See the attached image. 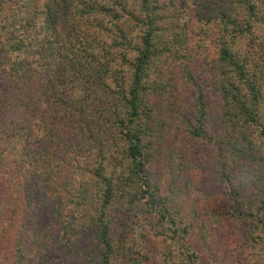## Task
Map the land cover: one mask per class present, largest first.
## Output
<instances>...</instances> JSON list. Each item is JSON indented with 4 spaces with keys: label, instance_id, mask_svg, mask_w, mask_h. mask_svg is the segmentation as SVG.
Wrapping results in <instances>:
<instances>
[{
    "label": "trees",
    "instance_id": "16d2710c",
    "mask_svg": "<svg viewBox=\"0 0 264 264\" xmlns=\"http://www.w3.org/2000/svg\"><path fill=\"white\" fill-rule=\"evenodd\" d=\"M258 21L264 0H0V264H146L149 238L194 232L181 204L207 148L231 191L221 216L263 248Z\"/></svg>",
    "mask_w": 264,
    "mask_h": 264
},
{
    "label": "rangeland",
    "instance_id": "374dc122",
    "mask_svg": "<svg viewBox=\"0 0 264 264\" xmlns=\"http://www.w3.org/2000/svg\"><path fill=\"white\" fill-rule=\"evenodd\" d=\"M188 27L194 28L195 26L192 22L191 24L188 23ZM255 33L257 35L264 34L263 21L256 22ZM209 53L205 55H209ZM188 114L190 115L191 112L188 111ZM257 151L260 154L259 156L263 155L264 146H258ZM204 154L203 160L208 170L204 169L191 174L192 177L189 178L193 181V191L190 192L189 200L184 202V204L182 202L185 197L183 196L180 199L182 203V219L185 221V224L193 226L194 232H190L186 239L183 238L182 240H177L178 242L176 243H172L170 246L168 245L170 249L161 237L154 238L150 236L151 238L145 242L146 252L149 255V261L146 264H163L162 255L171 250L174 253V259L184 264L185 262L182 260H185V255H183L182 259L179 258V253L184 250L182 248L184 245L198 255L199 264H211L218 260L219 264H234L237 261V256L230 254L232 246L240 250L241 263L239 264H264V247L255 249L250 247L251 243L248 240L249 233L244 221L241 219L229 220L221 216L222 214L220 213H226L229 205L232 203L231 191H229L225 181L220 180L218 175L214 174V171L217 170L215 150L207 148ZM231 165V174L241 176L246 178V180L253 176L255 170L253 163L246 165L235 161ZM168 179L169 174L167 170H163L161 181L164 183ZM208 196L213 199L203 204V199ZM194 205H202V207L191 210ZM215 213L219 214L217 220L223 219V222L219 224L214 222V216L217 215ZM204 222L203 233L208 234L206 240H203L196 231L198 228L201 229L200 225Z\"/></svg>",
    "mask_w": 264,
    "mask_h": 264
}]
</instances>
